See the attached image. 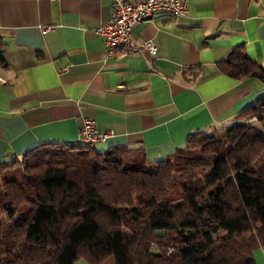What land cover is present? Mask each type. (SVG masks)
Wrapping results in <instances>:
<instances>
[{
	"label": "crops",
	"instance_id": "0c3cea01",
	"mask_svg": "<svg viewBox=\"0 0 264 264\" xmlns=\"http://www.w3.org/2000/svg\"><path fill=\"white\" fill-rule=\"evenodd\" d=\"M188 1L184 16L160 13L133 27L138 45L155 42L153 55L108 53L96 29L111 18L112 0H0V165L74 144L85 117L113 131L95 150L130 147L151 162L172 157L190 135L239 122L264 98V81L237 78L225 64L243 51L264 67V0ZM253 253L264 264V246Z\"/></svg>",
	"mask_w": 264,
	"mask_h": 264
},
{
	"label": "trees",
	"instance_id": "16d2710c",
	"mask_svg": "<svg viewBox=\"0 0 264 264\" xmlns=\"http://www.w3.org/2000/svg\"><path fill=\"white\" fill-rule=\"evenodd\" d=\"M225 70L264 81L243 51ZM252 117L264 121V98L240 115ZM260 246L264 131L247 124L190 135L155 162L130 147L51 144L0 165V264H256Z\"/></svg>",
	"mask_w": 264,
	"mask_h": 264
},
{
	"label": "built area",
	"instance_id": "2783aa9c",
	"mask_svg": "<svg viewBox=\"0 0 264 264\" xmlns=\"http://www.w3.org/2000/svg\"><path fill=\"white\" fill-rule=\"evenodd\" d=\"M111 3V18L96 29L98 35L104 38L109 54L118 50L129 52L146 49L155 55L158 52L155 42L148 39L138 45L132 38L133 27L152 21L160 13L184 16L189 12L188 0H112ZM79 136L75 145L93 147L98 142H106L113 136V131L102 132L98 130L94 119L85 117Z\"/></svg>",
	"mask_w": 264,
	"mask_h": 264
},
{
	"label": "rangeland",
	"instance_id": "374dc122",
	"mask_svg": "<svg viewBox=\"0 0 264 264\" xmlns=\"http://www.w3.org/2000/svg\"><path fill=\"white\" fill-rule=\"evenodd\" d=\"M240 123H243V124H247V125H250V126H253V127H256L260 130H263L264 131V121H258L256 117H252V118H241ZM225 129V128H224ZM224 129H220V130H214V131H211L210 134H217V135H220L221 132L224 131ZM191 145V146H190ZM189 145L188 149H187V152H192V153H199L200 152V146H194L192 143ZM77 149V148H76ZM70 150V149H69ZM68 150V151H69ZM97 150L98 151H102V152H105L103 151L104 149H101L99 146H97ZM137 151V150H136ZM67 152V151H66ZM131 153V152H130ZM130 153H128L126 155V157L130 156ZM176 157H173L172 160H174ZM202 173V172H201ZM181 174V173H180ZM180 174H177V179H182L181 175Z\"/></svg>",
	"mask_w": 264,
	"mask_h": 264
}]
</instances>
